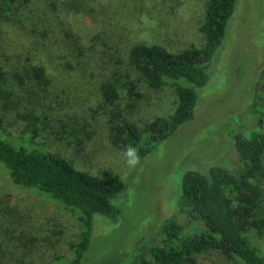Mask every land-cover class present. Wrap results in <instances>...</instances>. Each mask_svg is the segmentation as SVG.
<instances>
[{
	"label": "rangeland",
	"instance_id": "374dc122",
	"mask_svg": "<svg viewBox=\"0 0 264 264\" xmlns=\"http://www.w3.org/2000/svg\"><path fill=\"white\" fill-rule=\"evenodd\" d=\"M207 1L34 0L11 18H0V66L14 91L12 102L19 105L12 111L0 107L2 136L17 146L32 139L77 168L119 175L125 184L114 199L118 216H94L81 264H136L141 254L148 256L149 248L161 243V227L169 219L179 222L183 236H190L204 224L180 209L184 174L206 173L212 166L237 173L243 166L233 135L255 129L253 100L264 78V0L237 1L212 56L210 78L198 88L191 119L142 156L134 169L126 166L111 139L114 108L143 127L173 113L176 83L154 89L140 80L144 96L136 101L120 80L121 97L118 105H111L102 97L101 82L125 72L139 79L129 61L130 48L137 43H157L174 52L202 47ZM70 35L81 37L82 51ZM32 60L46 65L48 86L21 84L14 76ZM18 111L32 119L19 118ZM85 231L77 212L36 188L13 184L0 162V252L6 253L1 264H70L72 244ZM195 264L240 263L210 250L198 255Z\"/></svg>",
	"mask_w": 264,
	"mask_h": 264
},
{
	"label": "trees",
	"instance_id": "16d2710c",
	"mask_svg": "<svg viewBox=\"0 0 264 264\" xmlns=\"http://www.w3.org/2000/svg\"><path fill=\"white\" fill-rule=\"evenodd\" d=\"M34 0H0V18H11ZM238 0H208L201 31L202 47L192 45L171 51L161 44L137 43L130 48L129 61L139 79L131 72L114 74L101 82L104 101L118 105L120 85L136 101L144 96L139 82L158 89L169 81L176 83L177 103L170 116H159L138 127L126 119L120 109L110 115L113 145L123 150L131 145L145 156L178 126L194 116L199 97L198 88L210 78L209 66L215 50L223 42ZM80 51L81 37H75ZM97 39V36L94 37ZM264 73V70H263ZM14 76L21 84L31 81L36 86H48L51 78L47 67L39 61L23 64ZM264 77V75H263ZM124 78V79H122ZM7 71L0 66V107L17 109L14 91L7 87ZM264 78L258 82L253 100L255 129L249 134H234L233 140L243 166L237 173L212 166L208 172L188 171L181 182L180 209L186 210L196 227L190 236L181 234L175 219L161 227V243L141 254L136 264H195L201 253L216 250L240 264H264ZM19 118L30 121L32 115L17 112ZM78 130L72 129L77 135ZM36 134V133H34ZM24 145H14L0 133V162L8 169L13 184L38 189L54 201L78 213L86 227L82 240L73 243L70 264H81L90 243L96 214L116 218L119 209L115 197L125 184L119 175L99 176L77 168L66 158L26 139ZM34 239V237H31ZM6 253L0 252V264ZM24 264V263H20Z\"/></svg>",
	"mask_w": 264,
	"mask_h": 264
},
{
	"label": "clouds",
	"instance_id": "9594fccd",
	"mask_svg": "<svg viewBox=\"0 0 264 264\" xmlns=\"http://www.w3.org/2000/svg\"><path fill=\"white\" fill-rule=\"evenodd\" d=\"M121 156L129 169H134L140 164L141 156L139 150L134 146L129 145L124 148L121 151Z\"/></svg>",
	"mask_w": 264,
	"mask_h": 264
}]
</instances>
